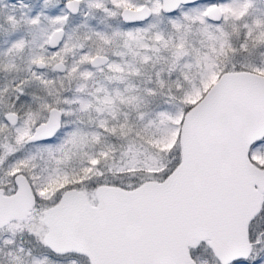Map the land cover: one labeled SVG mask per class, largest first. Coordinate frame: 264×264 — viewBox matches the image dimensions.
Listing matches in <instances>:
<instances>
[{"label":"snow or ice","instance_id":"obj_1","mask_svg":"<svg viewBox=\"0 0 264 264\" xmlns=\"http://www.w3.org/2000/svg\"><path fill=\"white\" fill-rule=\"evenodd\" d=\"M0 264H264V0H0Z\"/></svg>","mask_w":264,"mask_h":264}]
</instances>
